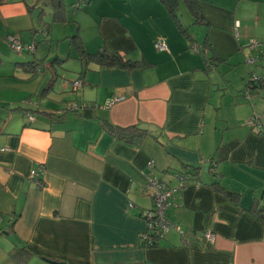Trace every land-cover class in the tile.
<instances>
[{"label":"crops","instance_id":"1","mask_svg":"<svg viewBox=\"0 0 264 264\" xmlns=\"http://www.w3.org/2000/svg\"><path fill=\"white\" fill-rule=\"evenodd\" d=\"M62 1L65 23L52 22L51 2L0 0V264H20L10 256L19 247L23 264H264V84L243 95L251 75L264 81V59L245 61L259 57L250 40L264 51V0H197L204 24L181 2L186 33L158 0H81L71 17L75 0ZM64 24L69 36L92 29L87 53L107 47L144 67L85 65L69 51L51 58L63 38L51 28ZM9 37L34 50L16 52ZM68 59L75 66L62 75ZM102 121L145 137L125 143ZM150 176L186 187L166 210L182 234L146 248Z\"/></svg>","mask_w":264,"mask_h":264},{"label":"trees","instance_id":"2","mask_svg":"<svg viewBox=\"0 0 264 264\" xmlns=\"http://www.w3.org/2000/svg\"><path fill=\"white\" fill-rule=\"evenodd\" d=\"M45 1L51 2L53 5L52 22H54V23H59V22L65 23L64 17H62L64 15V13H63L64 12L63 1L62 0H44V2ZM158 1L165 7L167 12L171 16V18L174 20L177 28L183 33H186V30L182 27L180 20L178 19V15H177V9H178L179 3H181V2L186 3L189 12L191 13V15L195 19L196 24H204L206 22L205 17L202 14V9H201L197 0H158ZM71 39H74V48H75V53L77 54V59L80 60L81 62H83V64H85V65L93 63L95 65H98L101 68H110L113 66H117L120 68H127L129 70L144 67L143 61H140V62L136 61L135 62V61H131V60H126V59H124V57L122 55H120L118 53L111 52L107 47H102L101 49L97 50L94 54H89L85 51L83 44L80 42V37L78 34L72 36ZM202 50H203L202 51V54H203L205 49L203 48ZM53 62H57V60L52 61V63ZM52 63H50V65ZM36 70H37V68H36ZM251 76H253V75H251ZM250 77H249V79H250ZM249 79H248L247 85L244 89L245 93L243 94L246 97V91L249 93V97H246V98H251L252 95L257 94L256 92H258V89L263 86V85H261V82L264 84V81H262L263 79H261V77L259 78L258 81H253V82L250 81ZM76 84H79V86H76ZM81 85H82V81L80 79H78L71 84V87L75 91ZM72 107L76 108L77 106H76V104L75 105L73 104ZM250 120L252 121L253 125L249 124ZM100 125L103 128L104 132L110 134L111 136H114L118 140H121V141L128 143V144H131V145L138 146L141 143V141L143 140V138L145 137V132L143 130L137 128V127L118 128V127L110 126L109 124H107L104 121H102L100 123ZM248 125L252 128L256 127L258 125L257 118L255 116H252L248 120ZM260 129L261 130H259V133L264 135V126L261 125ZM212 167L213 166L211 165L210 170L213 169ZM193 169L195 171H198L197 168H193ZM150 177H152V176H150ZM150 177H148V178H150ZM179 179H180V177H179ZM183 179L185 180V178H183ZM184 180H183V184H184V188H185L186 185H185ZM162 183L165 184L164 182H162ZM179 184H180V182H179ZM165 185L168 187V189H174V188H170L167 184H165ZM212 186L217 191L223 192L224 195H226L230 198H233V199L238 198L237 194L230 193L227 191V189L222 188L221 186L219 187V183H214V184H212ZM165 216L168 219L166 212H165ZM258 216L264 222V214L258 213ZM142 217L144 219V215ZM157 242L158 241H156V242L154 241L152 244H145L144 243L143 246L146 248H151V247L156 246ZM10 256L15 261H19L20 264H23V263H25L26 259L29 257V253L26 251L25 247H19V248L13 249L10 252Z\"/></svg>","mask_w":264,"mask_h":264},{"label":"built area","instance_id":"3","mask_svg":"<svg viewBox=\"0 0 264 264\" xmlns=\"http://www.w3.org/2000/svg\"><path fill=\"white\" fill-rule=\"evenodd\" d=\"M10 47L16 52H20L23 49H28L29 51L34 50V45H23L19 41H17L14 37H9ZM155 48L159 51H168L167 45L162 40H157L154 44ZM249 51H257L259 53V57L256 58L252 56L250 53L246 58V63L248 65L254 64L258 61V59H264V51L261 47V43L257 40H250L248 44ZM192 49L197 52V46H193ZM39 71V70H38ZM250 81H258L259 77L251 76ZM79 86V84H76ZM246 97H249V93L246 91ZM123 97H117L110 100L107 105L110 106L114 102H118L122 100ZM249 124L253 125L252 121H249ZM35 172H31V178H34ZM180 184L174 189H168V187L163 184L161 181L154 177L147 178L145 184V191L150 196L152 200V208L144 213V219L146 222V228L144 232L140 235V241L142 244H152L154 241H160L164 238V236L171 230L176 231L179 234H182L180 227L170 220H168L165 216V212L169 207V199L171 195L177 191L184 189L183 178L180 179ZM129 207H133L132 202L129 201ZM204 237L209 241L213 242L214 236L210 232H205ZM182 243L185 244V241L182 240Z\"/></svg>","mask_w":264,"mask_h":264},{"label":"rangeland","instance_id":"4","mask_svg":"<svg viewBox=\"0 0 264 264\" xmlns=\"http://www.w3.org/2000/svg\"><path fill=\"white\" fill-rule=\"evenodd\" d=\"M72 2V3H71ZM47 3V2H46ZM69 3H71V4H69ZM68 4H67V8H68V11H69V13H70V17H71V14L72 13H75V12H80L79 14H80V16H81V12H83V9L85 8L84 6H86L85 5V3L84 2H82L81 0H75L74 2L73 1H70ZM65 4V3H64ZM66 5V4H65ZM77 5H79V9H75V7L77 6ZM81 7V8H80ZM50 9V7L48 6L46 9ZM45 9V8H44ZM47 12V11H46ZM90 12H93V9L90 11ZM179 12V11H178ZM90 15L89 14H87V20H83V21H86L85 22V25H87L88 24V19H90V17H89ZM73 23H76V22H73ZM77 23H78V18H77ZM90 23V22H89ZM52 24V23H51ZM70 24H68V26H69ZM57 26V25H56ZM53 27V28H51L52 30V32L53 33H55L56 34V37H59V36H62L63 38L64 37H68V38H66V39H61V40H59L58 42H57V44L56 43H54V45L52 46V51H51V55H50V57L51 58H54L56 55H62V54H65V56H63V57H66V55H67V53H68V51H69V55H70V52H71V55L73 54V53H75V48H74V39H71V37L72 36H69V35H67V33L63 30V28L64 27H66L67 25L66 24H64V25H61L60 27L58 26V27ZM76 28H75V32H74V26H73V29H72V32L76 35V33H77V26H75ZM87 28V27H86ZM88 32H89V34H88ZM74 34H73V36H74ZM59 35V36H58ZM71 35V34H70ZM79 35V34H78ZM87 35V36H86ZM192 36V38L194 37L193 35H191ZM80 37V42L83 44V43H85V44H91L92 43V41H93V33H92V29L91 30H86V31H84L82 34H81V36H79ZM59 38H61V37H59ZM57 39V38H56ZM56 45H58V47H56ZM192 48V47H191ZM76 54V53H75ZM50 58V59H51ZM75 58H77V54L75 55ZM46 61L48 62V59H47V56H46ZM75 63H76V61H74L73 59H68V60H66L65 62H63L62 63V65L64 66V68H61V70L63 69V72H62V75L65 73V70L67 69L66 67H69V66H75ZM56 67H59V66H57L56 65ZM60 70V69H59ZM61 70H60V72H61ZM60 72H59V76H60ZM245 93V90L243 91V94Z\"/></svg>","mask_w":264,"mask_h":264}]
</instances>
